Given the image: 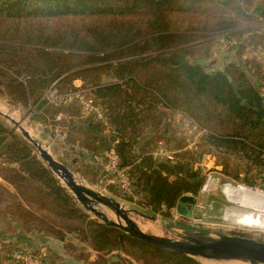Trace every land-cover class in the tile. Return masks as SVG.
Listing matches in <instances>:
<instances>
[{"label":"trees","instance_id":"trees-1","mask_svg":"<svg viewBox=\"0 0 264 264\" xmlns=\"http://www.w3.org/2000/svg\"><path fill=\"white\" fill-rule=\"evenodd\" d=\"M239 4L0 0V91L37 113L64 109V116L55 112V119L64 117L60 133L93 162L87 167L105 174L115 154L128 174L130 195L118 186L108 190L148 214L171 218L182 196L202 190L206 179L195 165L205 155L223 154L225 173L234 179L240 170L227 164L228 156L264 168V72L254 76L237 63L210 70L187 55L198 32L242 37L239 19L249 17ZM77 80L91 87L88 97L102 119L84 115L76 102L48 105L50 88L64 85L70 92ZM177 112L206 134L197 148H189L173 123ZM160 148L174 152L173 160L157 157ZM0 179V241L12 248L31 251L17 245L37 233L64 242L66 253L80 260L91 249L98 255L92 264H202L92 218L34 147L1 120Z\"/></svg>","mask_w":264,"mask_h":264},{"label":"rangeland","instance_id":"rangeland-1","mask_svg":"<svg viewBox=\"0 0 264 264\" xmlns=\"http://www.w3.org/2000/svg\"><path fill=\"white\" fill-rule=\"evenodd\" d=\"M231 1L214 0V2L219 5V7H223L221 4L227 2H230V6L232 8L238 6V0ZM250 2L253 3L252 0L244 1L245 5H249ZM196 37L197 38L194 41L191 40L192 42L189 44L190 51L187 55L192 60L194 59L196 62L205 65L208 69L223 70L227 65L237 63L240 65H246L254 76H256L259 72H264V50L259 49L258 52H252L255 47H251V49H249L247 52H244L242 56H240L241 52H239L238 48V44L240 45V39H238L236 36L234 37V35L231 36L227 33L210 31L198 32ZM250 43L251 41H249L247 45H250ZM104 81L105 83H109L111 79L105 77ZM89 88L91 89L90 86L84 85V83L80 80L74 81L73 83L74 91L83 90L87 95H89ZM58 89H60L59 92H61L62 94L68 93L66 91H69L67 90L69 89V87H64V85H60ZM0 108L5 109V111L9 115L13 116L23 128L31 132L35 139L40 141L56 160L67 166L80 182L95 191L101 192L106 196L114 198L127 210H137L143 214L165 220L170 225L178 227L177 231L180 232H182L181 228H183L206 233L214 237H217L221 234L238 235L250 237L252 239L264 242L263 230L247 229L241 226L238 227L237 224H234L233 222L227 220L231 217V213L233 211V208H235V205L231 203L224 194L225 187H236L238 185L252 191L264 193V168L250 163H247V165H245L240 156H228L227 159L229 161L227 162V164H229L231 168H235L237 172H239L240 170L238 179H234L233 177L227 176V174L225 173L226 162H224L223 154H220L214 150L215 153L213 155H205L202 162L198 165H195V169H201V172L206 180L202 190L197 196H195L196 205L194 206L193 212L190 214V216L185 217L178 214L176 208H174L171 211V218H165L161 212L157 214H148L145 211L146 209L140 208L135 203L130 202L129 199L126 200L111 193L108 188H110V186H114V188L117 189V185L116 183H111L103 180V169H100L98 171L95 169V167H87L86 161L81 158V156L78 155L77 152H73L70 149L66 148V136L60 133L61 121H59L60 118L64 119V117L59 115L60 117L55 119L56 114L61 112L63 115L65 113V111H63L64 109L52 110L46 108L37 113L34 112V108L29 109L14 105L13 102L1 91ZM82 112L85 113L86 111L82 108ZM53 113L55 115L51 116ZM38 114L41 115V117H44L48 124H44L38 121L35 117V115ZM0 120L4 122L9 128L17 132L24 140H26L22 136L21 132L18 129H15V126L11 122L6 120L4 116H0ZM173 121V123L180 128L182 137H185L188 140L189 148H197L198 144H200L201 138L203 136H206V134L203 131H200L199 128H194V123L190 119L179 112H177L173 116ZM30 145L33 147L32 144ZM36 152L39 155L37 150ZM173 153L174 152H172V154ZM74 160H76V163H74ZM100 208L104 210V212L111 220L117 221L116 216L113 213L109 212L106 207L101 206ZM88 214H90L92 218L102 222L101 220L95 218L91 213L88 212ZM13 249L15 248H8V253H10ZM84 254L86 255L87 253L84 252ZM51 260L52 262H55L53 257ZM9 261L11 264H14L11 259ZM198 261L202 264H206L207 262L202 260ZM131 264L141 263L131 262Z\"/></svg>","mask_w":264,"mask_h":264},{"label":"water","instance_id":"water-1","mask_svg":"<svg viewBox=\"0 0 264 264\" xmlns=\"http://www.w3.org/2000/svg\"><path fill=\"white\" fill-rule=\"evenodd\" d=\"M0 116L3 117L1 113ZM5 118L33 145L38 151L41 160L69 189L82 207L106 225L117 228L124 235L141 240L158 249L170 250L197 260L207 258L249 264H264V242L262 241L238 235L221 234L214 237L206 233L183 228H181L182 232H180L177 231L178 227L170 225L165 220L143 214L137 210H127L114 198L95 191L80 182L74 173L63 163L56 160L40 141L34 140L20 123L9 117ZM195 205L196 198L194 196L184 195L180 198L176 211L178 214L188 217L193 212ZM101 206L106 207L109 212L113 213L117 221L108 218L104 210L100 208ZM136 217L151 223L160 222L167 230L176 231L178 236L172 239L146 233L137 225L134 220Z\"/></svg>","mask_w":264,"mask_h":264},{"label":"crops","instance_id":"crops-1","mask_svg":"<svg viewBox=\"0 0 264 264\" xmlns=\"http://www.w3.org/2000/svg\"><path fill=\"white\" fill-rule=\"evenodd\" d=\"M244 1H240V7L242 8L243 13L249 18L248 20H244L243 18L239 19L242 23L240 28L244 31L243 36L234 35V37L236 36L238 39L242 40V44L245 45V49L242 52H247L251 49V47H255L252 52H258L259 49L264 50V0H252L253 3L250 2L249 5H245ZM249 41H251V43L250 45H247ZM83 114L88 115L86 112ZM65 146L67 149L77 152L78 155L86 161V164H93V162L91 163V161L84 158V155L79 148L75 146ZM74 163H76V160H74ZM25 238L27 240V244L20 243L17 246L27 248L34 253L45 256V258H47L52 264H92L98 257V255L90 249L89 256H87L86 259H77L76 257H72L66 253L64 242L56 240L52 237L39 235L37 233L26 235ZM8 243L9 240L0 241V264H11L9 261V250L7 249H10L12 246ZM52 257L55 262H52Z\"/></svg>","mask_w":264,"mask_h":264},{"label":"bare ground","instance_id":"bare-ground-1","mask_svg":"<svg viewBox=\"0 0 264 264\" xmlns=\"http://www.w3.org/2000/svg\"><path fill=\"white\" fill-rule=\"evenodd\" d=\"M0 113L4 117H9L18 122L13 116L9 115L5 109L0 108ZM29 134L34 140H36L31 132H29ZM224 194L228 200L235 205L231 217L228 219L226 218L227 220L237 224L238 227L241 226L247 229L264 231V193L252 191L238 185L236 187H225ZM134 220L140 229L146 233L172 239L177 238L178 233L176 231L167 230L160 222L151 223L138 217L134 218ZM200 260L207 261L206 264H246L219 259L200 258Z\"/></svg>","mask_w":264,"mask_h":264},{"label":"built area","instance_id":"built-area-1","mask_svg":"<svg viewBox=\"0 0 264 264\" xmlns=\"http://www.w3.org/2000/svg\"><path fill=\"white\" fill-rule=\"evenodd\" d=\"M45 99L48 105H52L55 107L76 102L86 111V113H94L99 119H102V113L100 109L83 90H73L68 93L62 94L61 92H59L58 88L52 87L45 94ZM194 128H198L196 124H194ZM156 156L173 160L172 152L168 151L165 148L158 149L156 152ZM96 160L100 163L103 162L100 158H96ZM104 171L105 174L103 176V180L111 183H116L118 188L124 194H131L130 178L125 171L118 168V158L115 154L110 155V161L105 166ZM9 257L14 262V264H52L45 258V256L41 254H35L31 251H24L20 249H13L9 253Z\"/></svg>","mask_w":264,"mask_h":264}]
</instances>
